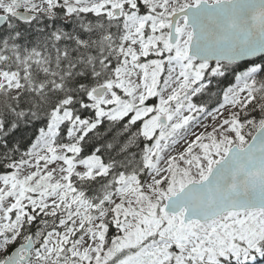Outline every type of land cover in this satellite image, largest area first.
Here are the masks:
<instances>
[{"label": "snow or ice", "instance_id": "obj_1", "mask_svg": "<svg viewBox=\"0 0 264 264\" xmlns=\"http://www.w3.org/2000/svg\"><path fill=\"white\" fill-rule=\"evenodd\" d=\"M262 261L264 0H0V264Z\"/></svg>", "mask_w": 264, "mask_h": 264}, {"label": "trees", "instance_id": "obj_2", "mask_svg": "<svg viewBox=\"0 0 264 264\" xmlns=\"http://www.w3.org/2000/svg\"><path fill=\"white\" fill-rule=\"evenodd\" d=\"M31 31V29L29 30ZM228 84L227 81H225L224 83H222L221 85H219V87H217L215 85V83L212 85L211 90H210V94L205 95L202 100L205 103L207 108H211L214 107L218 104V102L221 100L222 97V93H221V89L226 87ZM198 103L201 102L200 100L197 101ZM38 225H33L31 228V231H35L36 227ZM11 250V249H10ZM259 259V258H258ZM261 263H264V261H262Z\"/></svg>", "mask_w": 264, "mask_h": 264}, {"label": "rangeland", "instance_id": "obj_3", "mask_svg": "<svg viewBox=\"0 0 264 264\" xmlns=\"http://www.w3.org/2000/svg\"><path fill=\"white\" fill-rule=\"evenodd\" d=\"M221 99H222V97H221ZM215 107H218V104L216 105V106H214V107H211V108H208V109H213V108H215ZM201 123H206V121H204V119H203V117H201ZM210 130V129H209ZM190 131H197V132H199V131H203V129L202 128H198V127H195V126H193L191 129H190ZM261 264H264V263H261Z\"/></svg>", "mask_w": 264, "mask_h": 264}, {"label": "water", "instance_id": "obj_4", "mask_svg": "<svg viewBox=\"0 0 264 264\" xmlns=\"http://www.w3.org/2000/svg\"><path fill=\"white\" fill-rule=\"evenodd\" d=\"M18 246V245H17ZM11 250H14V249H11Z\"/></svg>", "mask_w": 264, "mask_h": 264}]
</instances>
